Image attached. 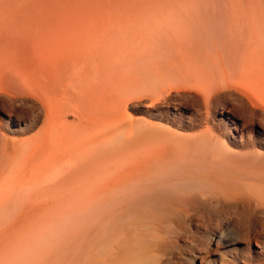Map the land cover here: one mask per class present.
Here are the masks:
<instances>
[{
    "label": "rangeland",
    "instance_id": "rangeland-1",
    "mask_svg": "<svg viewBox=\"0 0 264 264\" xmlns=\"http://www.w3.org/2000/svg\"><path fill=\"white\" fill-rule=\"evenodd\" d=\"M66 18L80 24L84 31L93 30L100 40L117 45L131 42L150 45L159 39L151 34L155 30L186 33L200 29L229 33L243 30L257 35L264 32V0H0V146L33 138L42 127L41 123L31 127L33 122L29 119L42 113L34 86L16 90L1 73L16 69L27 78L37 75L40 70L33 57L31 39ZM165 22L175 25H158ZM145 72L144 65L119 69L112 77L114 84L103 88L106 95L112 96L110 104L119 110L104 121L110 129L100 140H87V148L96 150L94 162L111 169L116 162L125 161L133 146L148 142L147 137L146 141L137 133L142 129L146 133L156 129L178 137L210 131L213 143L228 142L220 113L230 99L212 98L205 120L202 99L171 91L169 102L158 106L167 116L175 114V118L169 121L151 117L146 110L158 113L147 107L153 95L146 92L143 96H126L121 85L126 79L143 78ZM121 100H127L126 112L120 109ZM4 108L8 110L5 112ZM129 117L141 124L131 126ZM9 119L24 123L15 126ZM188 119L193 121L192 126L187 124ZM256 123L246 124L243 139L253 141L255 146L245 151L257 152ZM227 126L231 132V125ZM239 139L238 135L236 141ZM23 157L20 154L17 159ZM12 165L0 148V174ZM89 168L84 164L80 170L51 176L33 186L29 193H22L16 201L6 192L2 194L6 202L0 209V264H132L133 260H137L136 264H264V255H260L257 246V219L264 221V214H257V210L227 211L211 206L196 211L190 221L183 212L171 207L143 211L142 207L135 209L129 199L118 204L109 192L103 196L98 192H77L76 188L88 177ZM101 175L100 170L91 175L96 178L95 186L109 178L97 182ZM82 186L84 189L87 184ZM238 187L218 193L227 200L235 194L255 197L257 187ZM165 201L169 203V198ZM149 214L155 216V221ZM158 217L166 219L164 226L157 225ZM144 231L148 235H143ZM216 232L242 239L227 247L216 242ZM249 236L252 238L248 242ZM260 237L264 245V233ZM136 256L139 258L134 259Z\"/></svg>",
    "mask_w": 264,
    "mask_h": 264
},
{
    "label": "bare ground",
    "instance_id": "bare-ground-1",
    "mask_svg": "<svg viewBox=\"0 0 264 264\" xmlns=\"http://www.w3.org/2000/svg\"><path fill=\"white\" fill-rule=\"evenodd\" d=\"M68 20L56 23L53 29L31 39L33 57L40 70L37 75L27 78L16 69L1 73L6 83L16 90L34 86L42 113L31 115L29 119L33 122L31 127L40 123L42 127L33 138L1 144L3 155L13 165L0 174V209L6 202L2 195L5 192L16 201L41 181L67 170H80L88 164L89 175L76 188L77 192H98L102 196L109 192L118 204L129 199L135 209L153 211V208L171 207L183 212L189 221L196 211L211 206L227 211L253 209L257 214H264V32L256 35L243 30L237 33L206 29L193 33L155 30L151 34L159 39L150 45L141 42L117 45L100 40L93 30L84 31L80 24ZM138 65L146 68L143 78L126 79L121 85L126 96H143L146 92L153 95L147 107L158 113L146 110L151 117L169 121L175 118V114L167 116L158 106L169 102L171 91L202 99L205 120L212 98L230 99L220 113L228 142L213 143L210 131L178 137L169 132L164 135L156 129L148 133L142 129L137 133L148 142L133 146L125 161L116 162L111 169L94 162L96 150L87 148V140H100L110 129L104 121L119 110L118 106L110 104L112 96L106 95L103 88L114 84L111 80L115 71L131 70ZM104 82L105 87H102ZM120 104V109L126 112L127 100H121ZM129 120L131 126L141 124L130 117ZM9 121L15 126L24 123L18 119ZM247 122L250 125L257 122V152L245 151L255 146L253 141L243 139ZM187 124L192 126L193 121L188 119ZM227 125H231V132ZM238 135L240 141L237 142ZM20 154L25 156L23 160L17 159ZM95 170L102 173L97 182L109 177L98 186H95L96 178L91 176ZM82 183L87 187L82 189ZM248 185L257 187L255 197L232 194L227 200L218 193ZM207 189L212 191H205ZM168 198L169 203L165 201ZM150 217L155 221V216ZM166 222L162 217L156 221L163 226ZM263 233L264 221L257 219L260 255H264L260 240ZM142 234L148 235L145 231ZM214 237L227 247L242 239L219 232ZM251 238L247 237L248 242ZM136 261L131 263L136 264Z\"/></svg>",
    "mask_w": 264,
    "mask_h": 264
}]
</instances>
